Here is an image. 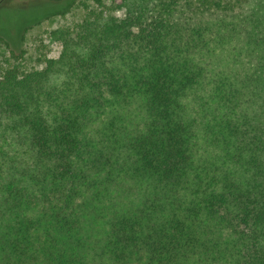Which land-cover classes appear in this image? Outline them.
I'll list each match as a JSON object with an SVG mask.
<instances>
[{
  "label": "trees",
  "instance_id": "trees-1",
  "mask_svg": "<svg viewBox=\"0 0 264 264\" xmlns=\"http://www.w3.org/2000/svg\"><path fill=\"white\" fill-rule=\"evenodd\" d=\"M93 2L1 73L0 264H264V6Z\"/></svg>",
  "mask_w": 264,
  "mask_h": 264
},
{
  "label": "rangeland",
  "instance_id": "rangeland-1",
  "mask_svg": "<svg viewBox=\"0 0 264 264\" xmlns=\"http://www.w3.org/2000/svg\"><path fill=\"white\" fill-rule=\"evenodd\" d=\"M189 1L196 6L199 0ZM221 1L230 3L234 10L256 4L264 6V0ZM102 2L104 15L122 14L111 9V0ZM86 7L100 8L93 0H0V37L10 45L8 48L0 42V76L14 65L26 70L38 69L45 58L56 57L60 46L49 38V33L80 22L86 14ZM10 50L20 58L15 59Z\"/></svg>",
  "mask_w": 264,
  "mask_h": 264
}]
</instances>
